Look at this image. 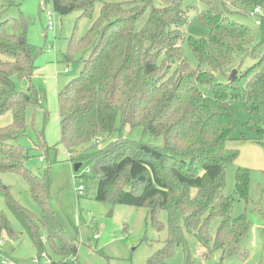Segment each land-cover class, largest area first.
<instances>
[{"label": "trees", "instance_id": "trees-1", "mask_svg": "<svg viewBox=\"0 0 264 264\" xmlns=\"http://www.w3.org/2000/svg\"><path fill=\"white\" fill-rule=\"evenodd\" d=\"M49 1L61 15L80 10V19L94 14L98 0H44L42 5ZM101 1L99 16L84 35L74 31L63 54L67 64L78 52L88 56L80 74L59 90L61 143L71 159L92 165L98 200L147 207V218L157 229L164 227L158 212H167L168 236L147 264H170L178 246H186V230L209 252L221 251L218 264H227L235 254L247 256L242 244L250 222L245 214L233 216L234 198L225 194V170L236 157L228 147L236 129L234 102H242L249 115L245 128L264 136V39L254 43L252 28L231 14H251L256 7L264 8V0H201L205 8L193 21L210 27L207 38L185 31L189 14L183 0H161L160 6L153 0ZM21 5L22 0H0V114H13L12 123L0 128V171L16 172L27 180L41 217L13 198L1 181L0 190L7 193V205L32 238L39 264L45 255L47 264H82L78 239L66 231L52 206L49 170L37 174L27 167L29 150L18 143L27 128V106H43L36 87L23 92L13 80L14 75L31 80L35 69ZM14 7L21 10L19 16L6 17ZM185 42L198 67L186 56ZM239 56L238 74L229 80ZM245 57L254 62L242 69ZM119 117L122 126H142L152 136H162L163 145L121 136L82 155L106 141ZM39 136L47 154L57 152L43 131ZM249 188L250 171L239 167L236 190L246 201ZM217 217L221 221L212 235ZM3 233L14 241L22 234L0 211V238ZM186 250L184 264H192Z\"/></svg>", "mask_w": 264, "mask_h": 264}, {"label": "rangeland", "instance_id": "rangeland-1", "mask_svg": "<svg viewBox=\"0 0 264 264\" xmlns=\"http://www.w3.org/2000/svg\"><path fill=\"white\" fill-rule=\"evenodd\" d=\"M153 1L155 5H161V0ZM43 2L44 0H22L21 10L28 24V40L33 44L35 69L31 80L13 76L18 90L28 92L29 86L33 85L43 96V106L33 103L27 106V128L24 135L18 139V143L29 150L26 166L37 174H44L46 170H49L52 206L61 218L66 231L78 239V259L82 264H147L149 257L163 247L168 236L167 212L165 210L158 212L157 218L164 227L157 229L153 226L150 217L147 218V207L111 204L98 200L96 198L97 179L93 177L92 165L88 166L78 157L71 159L61 143L59 90L80 74L84 69L83 59L88 56L87 52H78L74 55V61L67 64L63 61V54L67 50L74 31L84 35L91 27L99 16L102 1L96 2L95 12L91 17L80 19H77L81 14L80 10L61 15L55 12L50 1L42 5ZM183 6L189 14V23L185 31L196 37H209L210 27L193 21L197 11L205 8L204 3L201 0H183ZM46 9L53 12L54 29L46 27L44 14ZM21 10L14 7L6 17H18ZM231 16L234 20L252 28L254 43L264 39V8L259 15L251 13L231 14ZM258 19H262V24H257ZM48 47L52 49L51 52L46 51ZM184 48L193 67H198L199 61L189 44L185 42ZM241 56L237 57L234 64L237 70L241 63ZM253 62L251 58L245 57L241 68L245 69ZM219 78L226 81L222 74H219ZM200 88L208 95L212 94L206 86L200 85ZM233 107L236 129L228 142V147L236 151V157L225 170V194L234 198L233 216L245 214L250 222V230L242 244L248 251L247 256L235 254L229 257L227 264H264V136L258 137L255 132L245 128L244 123L249 115L242 102H234ZM12 121V111L8 110L0 114V128L11 124ZM42 131L50 146L57 145V152L52 149L47 154L41 148L39 133ZM121 136L143 140L158 146L163 145L162 136H152L142 126L134 129L128 125L122 126L119 117L114 132L106 141L101 142L100 146L88 147L82 155ZM41 156H44V161L40 160ZM78 163L80 165L76 169ZM239 167L250 171L249 201L243 199L236 190V173ZM0 181L4 186L9 187V193L13 198L41 217V208L32 198L27 180L16 172L0 171ZM80 183L85 185L82 193L77 191ZM0 211L9 217L19 232H22L19 241H14L3 233L4 257L9 259L10 264H38L37 248L32 238L25 232L20 220L7 205V193L4 190H0ZM220 221L219 217L213 220L212 235L216 234ZM95 234L98 237H95ZM185 235L186 246L184 244L178 246L169 259L170 264H184L186 247L189 249L192 264H218L221 254L219 249L209 252L201 246L193 232L186 230ZM206 252L209 254L205 257ZM1 259L2 256L0 261ZM44 263H50L46 255L40 264Z\"/></svg>", "mask_w": 264, "mask_h": 264}, {"label": "built area", "instance_id": "built-area-1", "mask_svg": "<svg viewBox=\"0 0 264 264\" xmlns=\"http://www.w3.org/2000/svg\"><path fill=\"white\" fill-rule=\"evenodd\" d=\"M261 9H262L261 7H256L254 9V11L252 12V14H255V15L261 14ZM45 14H46V18H47L48 28L54 29L55 20L53 18V12L50 9H46ZM257 24H259V25L262 24V19H258ZM46 51L51 52L52 49L50 47H48V49ZM40 160L44 161V157H40ZM89 170L90 169L88 167V171ZM84 189H85V185L83 183H80L77 187V191H79V193H82V191ZM94 236L98 237V235H96V234ZM4 247H5V239L0 238V256H2L0 264H10L9 259L7 257H4V255H3Z\"/></svg>", "mask_w": 264, "mask_h": 264}, {"label": "water", "instance_id": "water-1", "mask_svg": "<svg viewBox=\"0 0 264 264\" xmlns=\"http://www.w3.org/2000/svg\"><path fill=\"white\" fill-rule=\"evenodd\" d=\"M237 74H238V70H237L236 68L232 69V71H231V73H230L228 79H229V80L234 79V78L236 77ZM79 165H80L79 163L76 164V169H78Z\"/></svg>", "mask_w": 264, "mask_h": 264}]
</instances>
